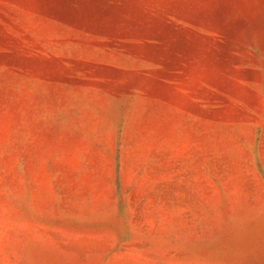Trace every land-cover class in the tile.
<instances>
[{
    "label": "rangeland",
    "instance_id": "obj_1",
    "mask_svg": "<svg viewBox=\"0 0 264 264\" xmlns=\"http://www.w3.org/2000/svg\"><path fill=\"white\" fill-rule=\"evenodd\" d=\"M0 264H264V0H0Z\"/></svg>",
    "mask_w": 264,
    "mask_h": 264
}]
</instances>
